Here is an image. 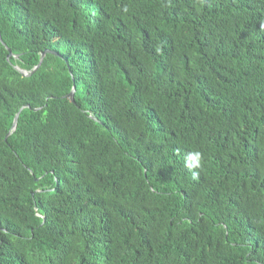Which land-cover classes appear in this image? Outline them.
I'll return each instance as SVG.
<instances>
[{
    "label": "trees",
    "instance_id": "obj_1",
    "mask_svg": "<svg viewBox=\"0 0 264 264\" xmlns=\"http://www.w3.org/2000/svg\"><path fill=\"white\" fill-rule=\"evenodd\" d=\"M0 33V264H264V0H0Z\"/></svg>",
    "mask_w": 264,
    "mask_h": 264
},
{
    "label": "water",
    "instance_id": "obj_2",
    "mask_svg": "<svg viewBox=\"0 0 264 264\" xmlns=\"http://www.w3.org/2000/svg\"><path fill=\"white\" fill-rule=\"evenodd\" d=\"M0 41L3 43V40H2V37H1V33H0ZM9 50V55H11V50L9 48H7ZM49 51V50H46V51H43L42 54H41V60L39 62V64L31 71H26V70H22V69H19L17 68L21 73L22 75L24 76H29L30 74H32L36 69H38V67L40 66L43 58L45 57V53ZM74 91H75V87L73 88V90L70 92L69 96L71 97L72 100H74ZM37 110V109H36ZM18 116L19 114L16 115L15 117V120H14V123H13V129L16 128V125H17V121H18Z\"/></svg>",
    "mask_w": 264,
    "mask_h": 264
},
{
    "label": "clouds",
    "instance_id": "obj_3",
    "mask_svg": "<svg viewBox=\"0 0 264 264\" xmlns=\"http://www.w3.org/2000/svg\"><path fill=\"white\" fill-rule=\"evenodd\" d=\"M187 160L191 162V163L186 162V166L189 169H191L193 167H198L200 164V160H201V154L199 152H190L188 154Z\"/></svg>",
    "mask_w": 264,
    "mask_h": 264
}]
</instances>
